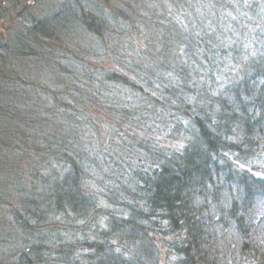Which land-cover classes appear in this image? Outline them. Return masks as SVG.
I'll return each mask as SVG.
<instances>
[{"label":"trees","instance_id":"trees-1","mask_svg":"<svg viewBox=\"0 0 264 264\" xmlns=\"http://www.w3.org/2000/svg\"><path fill=\"white\" fill-rule=\"evenodd\" d=\"M40 1L0 0V264H264V0Z\"/></svg>","mask_w":264,"mask_h":264},{"label":"rangeland","instance_id":"rangeland-1","mask_svg":"<svg viewBox=\"0 0 264 264\" xmlns=\"http://www.w3.org/2000/svg\"><path fill=\"white\" fill-rule=\"evenodd\" d=\"M60 1H62V0H43V1H40L37 4V6L34 5V7L30 9V12L28 14L33 15L35 17H38V16L42 15L43 13H45L46 11L50 10L53 6H55V4H58V2H60ZM23 14H27V13H23ZM29 15H27V16H29ZM0 33H3V31H1ZM82 41H84V39ZM91 44H92V41H91Z\"/></svg>","mask_w":264,"mask_h":264}]
</instances>
